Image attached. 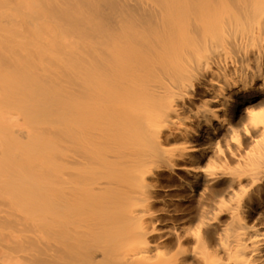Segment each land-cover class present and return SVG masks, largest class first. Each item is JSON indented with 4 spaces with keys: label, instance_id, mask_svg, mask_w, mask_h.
Here are the masks:
<instances>
[{
    "label": "bare ground",
    "instance_id": "bare-ground-1",
    "mask_svg": "<svg viewBox=\"0 0 264 264\" xmlns=\"http://www.w3.org/2000/svg\"><path fill=\"white\" fill-rule=\"evenodd\" d=\"M0 264H264V0H0Z\"/></svg>",
    "mask_w": 264,
    "mask_h": 264
}]
</instances>
